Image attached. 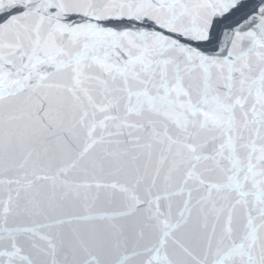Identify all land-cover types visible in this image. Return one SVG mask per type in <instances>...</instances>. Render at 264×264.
Returning <instances> with one entry per match:
<instances>
[{"label":"snow or ice","instance_id":"1","mask_svg":"<svg viewBox=\"0 0 264 264\" xmlns=\"http://www.w3.org/2000/svg\"><path fill=\"white\" fill-rule=\"evenodd\" d=\"M0 264H264V0H0Z\"/></svg>","mask_w":264,"mask_h":264}]
</instances>
